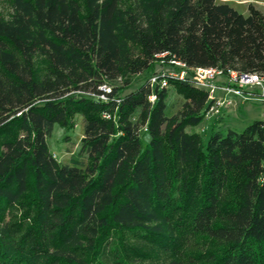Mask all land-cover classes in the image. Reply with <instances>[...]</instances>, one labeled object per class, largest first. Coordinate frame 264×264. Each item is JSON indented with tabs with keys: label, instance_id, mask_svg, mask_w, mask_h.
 <instances>
[{
	"label": "trees",
	"instance_id": "1",
	"mask_svg": "<svg viewBox=\"0 0 264 264\" xmlns=\"http://www.w3.org/2000/svg\"><path fill=\"white\" fill-rule=\"evenodd\" d=\"M7 2L0 264H264V125L213 128L204 143L186 129L204 120L206 94L148 86L163 54L264 76V12L216 0ZM173 87L185 103L168 116ZM76 116L81 148L61 165L46 140Z\"/></svg>",
	"mask_w": 264,
	"mask_h": 264
},
{
	"label": "rangeland",
	"instance_id": "2",
	"mask_svg": "<svg viewBox=\"0 0 264 264\" xmlns=\"http://www.w3.org/2000/svg\"><path fill=\"white\" fill-rule=\"evenodd\" d=\"M216 4L227 5L245 17H247L249 13L247 10L249 4H252L258 11L264 12V0H216ZM9 12L10 6L7 0H0V16L5 18L8 16ZM166 68L167 66L165 65L160 67L156 64L153 68V72L163 71ZM144 80V76H136L133 78L132 89L138 87ZM184 103L185 99L180 88H170L166 98L165 114L168 116L175 115L180 111ZM239 105L240 104L237 103L236 106L228 108L219 118L204 119L198 126L187 128L186 132L189 134H199L202 141L207 143L213 128L217 129L222 134H226L229 130L242 132L250 126L252 122L260 121L262 111L257 106L254 104ZM143 132L144 130L141 132L142 143L147 145L149 138L143 135ZM83 133V118L79 116H76L74 119V127L70 130L65 131L58 125H55L51 136L46 140V145L54 159L61 165L70 164L72 160L77 159L81 148L80 142Z\"/></svg>",
	"mask_w": 264,
	"mask_h": 264
},
{
	"label": "built area",
	"instance_id": "3",
	"mask_svg": "<svg viewBox=\"0 0 264 264\" xmlns=\"http://www.w3.org/2000/svg\"><path fill=\"white\" fill-rule=\"evenodd\" d=\"M165 54L159 56L160 67L167 66L163 71L154 72L148 79V86L159 90L168 89L171 83H185L192 88L202 91L207 96L208 107L205 111L206 120L219 118L228 108L240 105L257 106L261 112L262 125H264V76L257 74H244L239 71L207 67L189 69L180 61L170 59L165 61ZM109 87H101L103 93L110 92ZM106 102L104 95L96 97ZM154 95L148 98L153 103ZM107 119L109 116L106 117Z\"/></svg>",
	"mask_w": 264,
	"mask_h": 264
},
{
	"label": "crops",
	"instance_id": "4",
	"mask_svg": "<svg viewBox=\"0 0 264 264\" xmlns=\"http://www.w3.org/2000/svg\"><path fill=\"white\" fill-rule=\"evenodd\" d=\"M240 106V105H239Z\"/></svg>",
	"mask_w": 264,
	"mask_h": 264
}]
</instances>
